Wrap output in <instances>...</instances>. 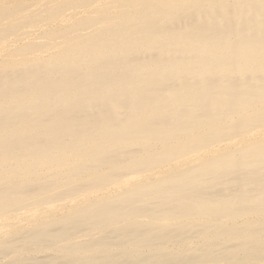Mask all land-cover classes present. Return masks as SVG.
Segmentation results:
<instances>
[{"label": "bare ground", "instance_id": "6f19581e", "mask_svg": "<svg viewBox=\"0 0 264 264\" xmlns=\"http://www.w3.org/2000/svg\"><path fill=\"white\" fill-rule=\"evenodd\" d=\"M0 264H264V0H0Z\"/></svg>", "mask_w": 264, "mask_h": 264}]
</instances>
